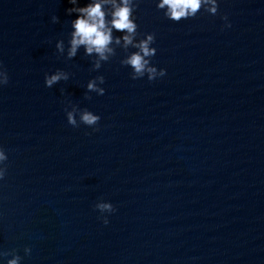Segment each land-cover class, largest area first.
Segmentation results:
<instances>
[{"label":"water","instance_id":"1","mask_svg":"<svg viewBox=\"0 0 264 264\" xmlns=\"http://www.w3.org/2000/svg\"><path fill=\"white\" fill-rule=\"evenodd\" d=\"M69 7L0 0V250L21 264H264V0L180 22L140 0L166 69L153 81L132 80L119 48L99 70L82 48L58 53ZM56 69L69 79L45 87ZM96 75L106 91L86 99ZM68 104L99 114L97 130L69 125ZM100 200L116 209L107 225Z\"/></svg>","mask_w":264,"mask_h":264},{"label":"clouds","instance_id":"2","mask_svg":"<svg viewBox=\"0 0 264 264\" xmlns=\"http://www.w3.org/2000/svg\"><path fill=\"white\" fill-rule=\"evenodd\" d=\"M72 7L65 11L68 15L75 13V18L70 21V32L68 34L67 46L65 41L60 39L55 42V49L58 53L65 55L67 59L75 58L83 49V54L90 58L92 70H99L102 63L108 62L110 58L116 55L117 48L123 50L125 55L119 63L128 66L132 80L147 78L153 81L166 75V69L157 66L152 62V58L157 53V48L152 46L155 43V34L151 32L140 33L138 31L137 17L135 11L139 6L140 0H87L81 6V0H68ZM156 9L162 11L163 16L171 21L180 22L197 16L201 10L215 16L219 8V0H153ZM57 16L52 17L55 23ZM220 19L224 21L222 27L230 28L231 22L227 15H221ZM115 33H120L116 35ZM134 49V51H130ZM69 73L56 69L54 72L44 74L45 87L51 88L60 81H67ZM9 75L7 71L0 66V87L7 85ZM103 75H96L89 79L85 85V98L91 99L88 93L103 95L105 88ZM63 93V90H61ZM65 116L67 123L73 127H79L83 124L95 127L100 121L99 114H95L87 108L79 106L65 107ZM8 155L5 149L0 146V180H3L7 166L5 162ZM94 208L101 213L99 217L107 225L108 216L105 215L115 212L113 204L109 201L100 200L94 204ZM25 256L30 255L31 248H23ZM0 257L3 264H21L23 257L18 254L16 249L10 251L0 250Z\"/></svg>","mask_w":264,"mask_h":264}]
</instances>
